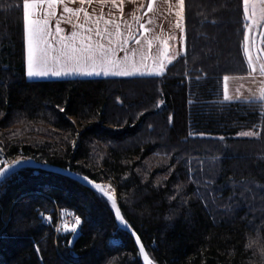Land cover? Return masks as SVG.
I'll use <instances>...</instances> for the list:
<instances>
[{
    "label": "trees",
    "instance_id": "16d2710c",
    "mask_svg": "<svg viewBox=\"0 0 264 264\" xmlns=\"http://www.w3.org/2000/svg\"><path fill=\"white\" fill-rule=\"evenodd\" d=\"M244 23L242 0H185L186 50L162 75L30 79L22 0H0V160L113 179L157 264H264V115L259 102L223 98V77L248 71ZM63 210L82 221L71 246ZM0 257L142 264L110 202L31 165L0 180Z\"/></svg>",
    "mask_w": 264,
    "mask_h": 264
},
{
    "label": "snow or ice",
    "instance_id": "6c2138e0",
    "mask_svg": "<svg viewBox=\"0 0 264 264\" xmlns=\"http://www.w3.org/2000/svg\"><path fill=\"white\" fill-rule=\"evenodd\" d=\"M93 0H79L81 5L91 4ZM100 3H108L109 0H99ZM113 5H117V0H110ZM122 5L124 0H119ZM154 0H148V11H152V4ZM178 8L175 11L177 17L176 27L180 30V50L172 53L169 51L167 39L161 37L149 38L145 36V32H150L151 29L146 28L144 23L138 24V29L134 32L131 26L128 25V34L125 35L121 30L120 23L113 19L104 18L103 14L98 15L95 19L91 14L81 8H71L67 6L65 0H22V18L24 24L25 44H26V76L28 78H38L45 76H66L69 73H81L85 75H115L121 77H128L134 74L144 73L140 69L148 68L146 63L148 60L153 61L154 73L162 75L168 64H171L177 56L186 50V31L181 27V21L184 20L185 0H175ZM63 5V13L69 14V17L75 15L79 19V14L83 12L85 23L74 24V30L70 34H62L63 29L60 27V19L56 20L55 31L50 27V20L56 15V6ZM243 5V20L247 21L243 24L244 34L242 44L245 46V53L249 65V75L257 71V58H254L251 53V44L253 43L250 33L253 30H258L264 27V0H242ZM21 7V6H18ZM121 12L123 9L121 8ZM139 20L138 17H133ZM103 22V27H101ZM150 22V21H149ZM126 23V22H125ZM90 25H95L92 27ZM111 26V27H110ZM143 29L144 32H139ZM139 32V35H137ZM260 41L264 44V32L259 34ZM161 40L164 45L160 50L159 55L152 56L141 51L139 53V60H137L138 49L130 48L129 42L134 41L137 46L142 44L147 45L148 52H151L153 40ZM168 39H174L169 37ZM258 52L264 51V48L258 49ZM123 55H118V53ZM258 64L259 75L264 76V58H259ZM199 79V77H197ZM229 77H223V98L225 101L232 99H239V97H232L228 91ZM243 102L254 104L259 102L262 108L261 114L264 115V87L259 89V95L253 94L251 97H244ZM162 103V102H161ZM64 111V109H60ZM172 117L169 116V122ZM200 135H203L201 133ZM238 135L246 137H256L259 135L256 131H245ZM223 140V137H220ZM74 143V142H73ZM3 152V148H0ZM31 158H18L12 160L10 163L4 159L0 160V178H7L9 173L14 172L15 169L24 164L29 163ZM46 163V162H45ZM70 171V169H66ZM191 171V170H190ZM86 184H88L98 196L105 198L106 202H110V206L114 209V215L117 221L122 223L127 228L131 235L135 238V242L139 245L138 252L142 256L144 264H157L154 259H150L145 246L141 243V237L137 235L131 225L125 220L118 206V201L114 195L115 189L111 185L105 186L92 180L89 176L80 177ZM182 186H177L179 191ZM239 195H245L244 192ZM43 215V214H41ZM51 219L50 217H44ZM82 223L80 217H76V224L66 231L75 233L77 227ZM71 245L72 241H68ZM252 246L250 241L249 247ZM36 251L40 249L37 246Z\"/></svg>",
    "mask_w": 264,
    "mask_h": 264
},
{
    "label": "crops",
    "instance_id": "0c3cea01",
    "mask_svg": "<svg viewBox=\"0 0 264 264\" xmlns=\"http://www.w3.org/2000/svg\"><path fill=\"white\" fill-rule=\"evenodd\" d=\"M68 7L71 8H81L83 7L87 10L93 19L98 15L103 14L106 19H113L120 23L121 30L125 35L128 34V25L131 26L132 31H136L138 29L139 23H144L146 28L151 29L150 32H145L144 35L149 38L153 37H161L162 39L168 40L169 51L175 53L180 50V36L182 33L176 27L177 17L175 15V11L178 8L175 0H154L152 4V11L149 12L147 5L148 0H124V3L121 5L119 0H117V5H113L110 0L108 3H100L99 0H93L91 4L81 5L79 0H65ZM121 8L123 12H121ZM133 17H138L139 20L133 19ZM60 19V27L64 30L62 34H70L74 30V24L76 23H85L83 12L79 14V19L75 15L69 17V14L63 13V5L56 6V15L50 20V27L52 31H55L56 20ZM150 21V22H149ZM126 22V23H125ZM247 22V21H245ZM95 27V25H90ZM101 27H103V22H101ZM111 27V26H110ZM181 27L184 28V20L181 21ZM139 32H144L143 29H139ZM137 32V35H139ZM261 33V28H259L254 35L251 32L250 37L252 38L253 43L251 44V51L254 53L257 48H259L260 40L257 36ZM169 37H174V39H168ZM23 44H24V57H25V72H26V44H25V33H24V24H23ZM163 44L161 40H153V46L151 52H148L147 45L142 44L141 46H137L134 41L129 42L130 48H137V60H139V53L141 51L145 52V54H149L152 56L159 55L160 50L163 48ZM245 61L247 65V73L242 75H228V91L229 95L232 97H239V99H243L244 97H251L253 94L259 95V89L264 87V76L259 75V71H256L252 75H249V65L247 62V56L245 53ZM255 47V50H254ZM264 47V44H261V48ZM253 49V50H252ZM260 49V48H259ZM185 52V51H184ZM184 52L181 54L183 55ZM261 52V51H260ZM255 54V53H254ZM262 54V52H261ZM118 55H123V53H118ZM179 56H177L174 60H176ZM264 57V56H262ZM173 60V61H174ZM148 64V68L144 69L143 67L140 69V73L134 74L132 76H159L160 74H149L154 73L153 61L150 59L146 62ZM170 64L167 65V67ZM166 67V68H167ZM73 77H121L115 75H85L81 73H69L66 76H45L38 78H30V79H63V78H73ZM131 77V76H128ZM224 85V81H223ZM224 90V89H223ZM232 100H236L235 98Z\"/></svg>",
    "mask_w": 264,
    "mask_h": 264
},
{
    "label": "rangeland",
    "instance_id": "374dc122",
    "mask_svg": "<svg viewBox=\"0 0 264 264\" xmlns=\"http://www.w3.org/2000/svg\"><path fill=\"white\" fill-rule=\"evenodd\" d=\"M256 32H257V30H253L252 33H254V35H255ZM261 32H264V27L261 28ZM250 34H251V33H250ZM257 38L260 40L259 35L257 36ZM261 44H262V43H261V41H260V42H259V45H258L260 49H261ZM259 48H257V50H258ZM262 48H264V47H262ZM252 50H253V49H252ZM254 50H255V47H254ZM261 52H262V54H261ZM261 52H258V51L255 50V52H254L255 54H254V53L251 51L253 57H254V58H257V71H259V70H258V64H259V62H260V59H259V58H264V57H262V56H264V51H261ZM15 159H18V158H14V159H12V160H15ZM12 160H11V161H12ZM11 161H9V163H10ZM99 183H102V184H104L105 186H106V185H111V187L115 189V193H114V195H115L116 198H117V188H116V183H115V181H114L113 179H107V180H105V181H103V182H99ZM106 183H107V184H106ZM75 224H76V219L73 218L69 212H67L66 210H63V211L60 212V214H59V221H58V223H57V228L59 229L60 233L64 234V233H69V232H71V231H66V230H65V226H67L68 229H71ZM0 264H3V260H2L1 257H0Z\"/></svg>",
    "mask_w": 264,
    "mask_h": 264
},
{
    "label": "water",
    "instance_id": "95a60500",
    "mask_svg": "<svg viewBox=\"0 0 264 264\" xmlns=\"http://www.w3.org/2000/svg\"><path fill=\"white\" fill-rule=\"evenodd\" d=\"M24 165H31V166H33V167H35V168H39V169H43V170H49V171H54V172H58V173H62V174H65V175H68V176H70V177H72L73 179H75V180H77L78 182H80L81 184H83V185H85V186H87V187H89V188H91L88 184H86L82 179H80V177L81 176H78V175H76V174H73V173H71V172H69V171H66V170H64V169H60V168H57V167H54V166H51V165H49V164H45V163H39V162H36V161H34V160H30V162L29 163H27V164H24ZM2 178H0V180H1ZM99 183V182H98ZM92 189V188H91ZM119 206V205H118ZM114 210V209H113ZM118 223H119V225L123 228V229H125V230H127L128 231V233L131 235V233H130V231L127 229V228H125L124 227V225L122 224V223H120L119 221H118ZM76 233H74L72 236H71V238H70V240L69 241H72V244H73V242H74V240H75V238H76ZM131 237L133 238V240H134V242H135V238L131 235ZM142 243V242H141ZM71 244V245H72ZM135 244H136V242H135ZM70 245V246H71ZM136 246H137V250H138V248H139V245H137L136 244ZM139 253V252H138ZM139 256H140V259H141V262H142V264H144V261H143V258H142V256L139 254Z\"/></svg>",
    "mask_w": 264,
    "mask_h": 264
},
{
    "label": "bare ground",
    "instance_id": "6f19581e",
    "mask_svg": "<svg viewBox=\"0 0 264 264\" xmlns=\"http://www.w3.org/2000/svg\"><path fill=\"white\" fill-rule=\"evenodd\" d=\"M107 184V183H106ZM106 186H108V185H106Z\"/></svg>",
    "mask_w": 264,
    "mask_h": 264
}]
</instances>
